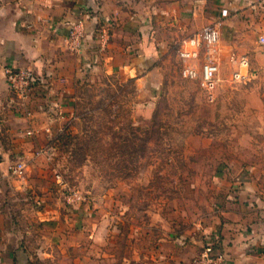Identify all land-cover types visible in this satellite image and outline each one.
<instances>
[{
    "label": "rangeland",
    "instance_id": "rangeland-1",
    "mask_svg": "<svg viewBox=\"0 0 264 264\" xmlns=\"http://www.w3.org/2000/svg\"><path fill=\"white\" fill-rule=\"evenodd\" d=\"M256 2V40L222 44L213 102L196 80L182 77L178 38L156 64L157 86L84 66L72 119L27 167L32 187L17 186L18 217L80 211L77 230L95 233L99 261L122 264L165 237L220 225L226 211L257 208L264 201V1ZM232 55L248 58L241 80L232 78ZM69 192L78 196L70 204Z\"/></svg>",
    "mask_w": 264,
    "mask_h": 264
},
{
    "label": "crops",
    "instance_id": "crops-1",
    "mask_svg": "<svg viewBox=\"0 0 264 264\" xmlns=\"http://www.w3.org/2000/svg\"><path fill=\"white\" fill-rule=\"evenodd\" d=\"M256 1L0 0V264H102L91 241L95 233L77 230L80 211L69 217L46 209L19 218L17 186L27 190L32 182L28 173L16 179L8 171L20 160L30 166L43 146L66 128L83 67L120 70L157 86L156 64L170 43L218 18L221 52L222 44L250 46L256 40ZM222 10L227 13L223 17ZM78 18L84 19L86 34L80 49L72 52L66 36ZM104 29L106 42L99 37ZM6 67L34 72L38 81L26 98L9 89ZM256 203L255 209L241 206L224 212L220 225L200 234L165 237L135 262L122 264H188L206 241L224 252L225 264H264V201ZM18 221L51 229L21 232Z\"/></svg>",
    "mask_w": 264,
    "mask_h": 264
},
{
    "label": "built area",
    "instance_id": "built-area-1",
    "mask_svg": "<svg viewBox=\"0 0 264 264\" xmlns=\"http://www.w3.org/2000/svg\"><path fill=\"white\" fill-rule=\"evenodd\" d=\"M261 1V0H257ZM227 13L221 11V17ZM221 20L218 18L214 22L205 24L192 35L180 40L177 49L178 57L184 61L181 68V75L184 78L196 80L199 88L209 102L216 98V86L220 69V30ZM86 29L84 19L78 18L71 22L68 27L66 43L68 49L77 52L85 37ZM100 39L107 41V31H100ZM261 42L264 37L260 36ZM231 61L235 65L232 72V78L241 80L248 69V58L246 55H232ZM5 81L9 89L19 98H26L34 89L37 78L34 72L29 68L6 67L4 69ZM28 134H31L28 132ZM27 169V163L23 160L17 161L8 166L11 175L20 177ZM78 196L76 192H69L67 202L73 203ZM188 264H225V255L212 241H206L200 251L193 256Z\"/></svg>",
    "mask_w": 264,
    "mask_h": 264
}]
</instances>
